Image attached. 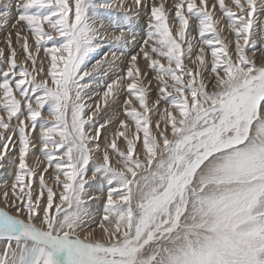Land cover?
<instances>
[{
	"label": "snow or ice",
	"instance_id": "6c2138e0",
	"mask_svg": "<svg viewBox=\"0 0 264 264\" xmlns=\"http://www.w3.org/2000/svg\"><path fill=\"white\" fill-rule=\"evenodd\" d=\"M166 5H15L22 28L0 48V167L15 170L0 264H264V0ZM141 9L146 38L114 74Z\"/></svg>",
	"mask_w": 264,
	"mask_h": 264
},
{
	"label": "rangeland",
	"instance_id": "374dc122",
	"mask_svg": "<svg viewBox=\"0 0 264 264\" xmlns=\"http://www.w3.org/2000/svg\"><path fill=\"white\" fill-rule=\"evenodd\" d=\"M214 1L215 0H209V3L210 4L214 3ZM18 2H19V0H0V11H3L4 10V5L7 4L9 12H10L9 16L7 17V21H8L7 25L4 26V27H0V48H5V50H6L5 40H6V37H7V33L11 32L13 41H15V32L17 31V29H21L22 28L21 25H17L16 28H13V26H12L13 23L15 22V20H16L17 13H16L15 5ZM152 2L159 3L160 0H152ZM130 3H132V0H125L126 7ZM166 6L171 9L172 6H173L172 5V0H167V5ZM113 11L116 12L117 14H119V12L116 9H114ZM173 14L174 13L170 12V21H171V17H172ZM219 14L220 13L218 11L217 14H216L217 17L221 15V14L220 15ZM147 23H148V11L146 9H141L140 12H139V15L136 16L135 19H133V21H132V24H131V33H132V35H129V37H128V39L131 40L133 38V36H134L135 37V44L131 45L126 50V55H124L122 57L120 56L121 58H119V61L120 60L121 61H120V64L118 63L119 61L117 62L118 66L114 69V72H115L114 74H122L121 72H123V70H125L126 67H127L129 57L139 50L140 44L146 38ZM105 24H107L106 20H105ZM190 24H191V28H190L191 35L193 37H197V20L195 18H193L190 21ZM107 31H108L109 34L112 33L111 28H108ZM222 36H228V34L227 33H222ZM229 39H231V38L229 37ZM193 42L195 43L196 41L194 40ZM258 47H259V45H257V48ZM17 52H18L17 63L19 64L23 60V54H22L21 50L19 49V47H17ZM105 52H108L109 53V57H110V48H109V46L107 44H105L102 47V50L98 51V54L97 53L91 54V57H89V67L92 65V63L95 62V60H99V59L103 58ZM249 52H251V50ZM118 56H119V53H118ZM122 58H123V60H122ZM260 60L261 59L258 56V62H263L262 60L261 61ZM3 67H4V64L0 63V68H3ZM144 68H145V65L143 66V69ZM95 87H96L97 91H102L103 90L102 87H100V86H95ZM98 87H99V90H98ZM96 89H95V91H96ZM153 95H155V86L154 85H153V91H152V94H151V96H152L151 99L152 98L155 99V96H153ZM10 158L7 157V159H10ZM4 166H7V165L3 164V167H0V169L5 168ZM11 166L12 165L9 166V170L12 168ZM12 169L14 171V168H12ZM12 169L10 171H12ZM10 177H11V179H10ZM12 179H13V174L6 179V181L8 180L6 182V184L9 187L11 185L10 183L12 182Z\"/></svg>",
	"mask_w": 264,
	"mask_h": 264
},
{
	"label": "bare ground",
	"instance_id": "6f19581e",
	"mask_svg": "<svg viewBox=\"0 0 264 264\" xmlns=\"http://www.w3.org/2000/svg\"><path fill=\"white\" fill-rule=\"evenodd\" d=\"M215 2V1H214ZM225 2L226 3H230V0H225ZM126 6V5H125ZM217 12H218V10H217ZM217 12H216V14H217ZM220 15V14H219ZM219 17V16H218ZM108 32V31H107ZM109 34V33H108ZM231 38V37H230ZM232 39V38H231ZM250 51V50H249ZM117 55H118V53H117ZM249 55H251V52H249ZM91 57V56H90ZM122 57V56H121ZM120 57V58H121ZM122 60H123V58H122ZM119 61V60H118ZM117 61V62H118ZM121 61V60H120ZM120 61L118 62L119 64H120ZM261 61V60H260ZM264 62V61H263ZM122 63V62H121ZM122 65V64H121ZM120 65V66H121ZM118 66V65H117ZM143 66H144V62H143V60H141L140 61V67H141V69L143 70ZM91 67V66H90ZM145 69V68H144ZM117 70V69H116ZM115 73V72H114ZM119 73V72H118ZM122 73V72H121ZM111 78H114V76L113 75H110V77H108L107 79H111ZM96 89V87L94 86V90ZM98 90H99V87H98ZM96 91H97V89H96ZM153 96H155V95H153ZM152 97V96H151ZM123 98V97H122ZM121 98V99H122ZM153 99V98H152ZM164 107V105H161V109ZM155 122V118H154V120H153V123ZM11 157V158H10ZM9 158L10 159H12L13 157L12 156H9ZM33 160H34V157L33 158H30L29 159V164L30 165H32V163H33ZM3 164H5V165H7V166H4L5 168H2V169H0V194H2V192H3V190H4V186L5 185H7L6 184V182L8 181H6V179L9 177V176H11L12 174H13V176H14V171H13V166H11L10 168L12 169V171H10L9 170V166H10V164L9 163H7V161L5 160L4 162H3ZM89 175H91V172H89ZM10 179H11V177H10ZM11 184V183H10ZM49 184H50V186H53V187H55V185H52L51 184V181L49 180ZM8 186V185H7ZM9 187V186H8ZM93 195H96V196H99V200L98 201H95V202H92L91 203V208H92V211H93V214L96 216V218L97 219H99V214H100V212L102 211V205H103V201H104V199H105V195H106V193L105 194H102V193H99V192H94L93 193ZM0 207H3V204H2V201H0ZM83 235V234H82ZM95 235H96V237L97 238H100L101 237V232H100V230L99 229H97L96 230V233H95Z\"/></svg>",
	"mask_w": 264,
	"mask_h": 264
}]
</instances>
